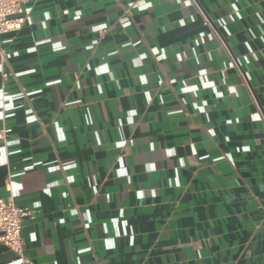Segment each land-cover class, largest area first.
<instances>
[{
  "label": "crops",
  "instance_id": "1",
  "mask_svg": "<svg viewBox=\"0 0 264 264\" xmlns=\"http://www.w3.org/2000/svg\"><path fill=\"white\" fill-rule=\"evenodd\" d=\"M24 9L0 35V198L35 209L32 264H264V0Z\"/></svg>",
  "mask_w": 264,
  "mask_h": 264
},
{
  "label": "built area",
  "instance_id": "2",
  "mask_svg": "<svg viewBox=\"0 0 264 264\" xmlns=\"http://www.w3.org/2000/svg\"><path fill=\"white\" fill-rule=\"evenodd\" d=\"M28 0H0V35L21 28L25 16L24 5ZM0 61H6V54L0 40ZM1 75L7 72L0 69ZM35 209L29 206H18L12 199L0 198V242L12 250L18 258V264H32L25 254V241L21 235L22 220L33 215Z\"/></svg>",
  "mask_w": 264,
  "mask_h": 264
}]
</instances>
